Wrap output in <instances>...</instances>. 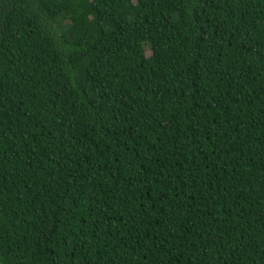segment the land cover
<instances>
[{
  "label": "trees",
  "instance_id": "obj_1",
  "mask_svg": "<svg viewBox=\"0 0 264 264\" xmlns=\"http://www.w3.org/2000/svg\"><path fill=\"white\" fill-rule=\"evenodd\" d=\"M0 264H264V0H0Z\"/></svg>",
  "mask_w": 264,
  "mask_h": 264
}]
</instances>
